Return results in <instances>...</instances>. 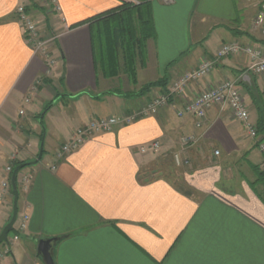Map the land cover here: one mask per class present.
Masks as SVG:
<instances>
[{
	"label": "crops",
	"instance_id": "1",
	"mask_svg": "<svg viewBox=\"0 0 264 264\" xmlns=\"http://www.w3.org/2000/svg\"><path fill=\"white\" fill-rule=\"evenodd\" d=\"M54 1L58 11L50 0H0V192L8 178L9 194L0 205V233L14 204L8 166L20 167L16 221L28 216L0 264H45L38 243L48 239H56L54 264H264V177L257 174L262 136L250 139L226 109L212 108L196 129L191 117L176 116V101L56 156L88 121L137 111L204 59L214 69L189 86V95L236 81L256 125L254 99L264 109V75L249 71L246 55L214 58L221 45L235 41L264 52V39L252 27L256 5ZM19 6L39 23L42 39H53L50 77L24 38ZM157 81L166 87L140 92ZM182 137L196 142L181 150ZM153 141L160 143L157 152H138ZM176 153L180 185L171 172L163 174L173 163L156 166Z\"/></svg>",
	"mask_w": 264,
	"mask_h": 264
},
{
	"label": "built area",
	"instance_id": "2",
	"mask_svg": "<svg viewBox=\"0 0 264 264\" xmlns=\"http://www.w3.org/2000/svg\"><path fill=\"white\" fill-rule=\"evenodd\" d=\"M165 4H171L172 0H161ZM256 5L257 10L253 20L252 27L258 30L261 37L264 39V0H248ZM50 5L56 7L55 1L50 0ZM17 21L20 24L24 38L34 55L41 57L47 65V74L50 75L51 69L55 64V59L50 53V43L53 39H42L39 31V23L28 12L26 6H19L15 10ZM246 55L249 57L251 64L249 71L255 76L264 75V52L261 49L249 45H241L239 42H231L223 44L214 54L215 60H221L229 57ZM214 69L213 61L204 59L199 65L179 76L173 81L164 93L152 97L149 101L143 104L137 111L131 114L121 116H110L88 121L84 126L75 130L72 137L64 143L56 155L61 158L66 154L78 150L88 139L95 135L111 132L116 126H127L136 121L146 119L156 115L159 109L167 106H174V102L178 101L180 106L176 108L175 113L178 118L189 116L194 120L195 128L201 129L206 122L207 113L214 107L226 109L230 114L239 121L247 132V136L252 140L258 139L257 127L252 122L250 114L245 104L242 90L238 83L233 80H223L215 86H211L201 91L197 95H189V86L199 82L209 76ZM41 82H37V85ZM36 86L31 90L30 94H34ZM27 102V100H26ZM193 137H182L180 139L181 150H186L195 143ZM257 148L263 155L260 167L264 169V140L257 141ZM160 149L159 141H153L147 145L139 147L140 154L149 152H157ZM178 154V155H177ZM175 155V160L178 162L179 153ZM218 155V152H215ZM15 160V157H12ZM5 177H9L12 173L10 166L4 169ZM8 178L4 179L1 184L0 201L8 194ZM29 178L25 177L22 182L28 184ZM28 216L23 215L14 224L17 232L22 234L26 230ZM3 256V255H2Z\"/></svg>",
	"mask_w": 264,
	"mask_h": 264
},
{
	"label": "rangeland",
	"instance_id": "3",
	"mask_svg": "<svg viewBox=\"0 0 264 264\" xmlns=\"http://www.w3.org/2000/svg\"><path fill=\"white\" fill-rule=\"evenodd\" d=\"M47 74V73H46ZM51 74V73H50ZM48 75V74H47ZM51 75H49L48 77H50ZM44 80V79H43ZM43 80H40L39 79V82H41L42 81V83H43ZM177 154V153H176ZM176 154H173L172 156H171V158H169V161L168 162H166L165 161V158H163V160H162V158H159V159H161L160 161H158L157 163H156V166H158V165H168V164H171V163H173V169H168V167L166 168L167 170H166V173L164 172L163 174H164V177L165 176H167L168 174L167 173H170L171 175H169V176H174L175 178H173L174 179V181L178 184V185H180L181 184V181H179L178 179H179V177H181L182 175L181 174H183V172H182V167H181V160H180V155H179V157H178V162H176V160H175V155ZM178 155V154H177ZM163 162V163H162ZM159 167V166H158ZM12 168V173L14 172L13 171V169L15 168H13V167H11ZM258 172L260 171H264V169H262L261 167H259V170H257ZM259 172V173H260ZM166 174V175H165ZM258 174V173H257ZM25 177H27L26 175H21L20 177H19V179L20 180H23ZM155 177V176H154ZM263 177H264V174H263ZM149 178H152V177H149ZM178 178V179H177ZM178 180V181H177ZM5 197V196H4ZM3 197V198H4ZM3 198H2V200H3ZM2 200L0 201V205L2 204ZM12 214H13V212H12ZM11 218H12V215H11V217H10V220H11ZM10 222V221H9ZM2 232V231H1ZM21 234L19 233V232H17L16 230H15V228H14V225H13V227H12V229H11V231L8 233V235H7V239H6V241L5 242H3V243H1L0 244V260L1 259H3V257L4 256H6V255H8L9 254V244H11V243H13V242H15L16 241V239H17V236H20ZM3 255V256H2Z\"/></svg>",
	"mask_w": 264,
	"mask_h": 264
},
{
	"label": "water",
	"instance_id": "4",
	"mask_svg": "<svg viewBox=\"0 0 264 264\" xmlns=\"http://www.w3.org/2000/svg\"><path fill=\"white\" fill-rule=\"evenodd\" d=\"M42 148H40L39 158L41 156ZM20 167L16 168L12 173L11 182L14 194V204H13V214L10 222L7 226L2 230L0 233V244L5 242L7 239L8 233L11 231L13 225L15 224L16 217H17V191L15 188V175ZM56 239H48V240H41L38 243V254L43 258L45 264H54L51 249L53 247L54 242Z\"/></svg>",
	"mask_w": 264,
	"mask_h": 264
},
{
	"label": "trees",
	"instance_id": "5",
	"mask_svg": "<svg viewBox=\"0 0 264 264\" xmlns=\"http://www.w3.org/2000/svg\"><path fill=\"white\" fill-rule=\"evenodd\" d=\"M105 16V15H104ZM102 18V17H101ZM105 18V17H104ZM103 18V19H104ZM146 38V37H143V39ZM139 41L140 39L138 38L137 41H136V47L138 48V44H139ZM116 43H117V40H116ZM133 79H134V73H131L130 75ZM163 87V89L166 87V84H163V81H157L155 83H151V84H148L146 86H144L142 89H141V93H145L149 90H151L152 88H155V87ZM254 104L255 106H257V110H258V113H259V117H258V120H257V123H256V127H257V134L262 136V139L264 140V109L262 108V106L260 105L259 103V100L257 99H254ZM18 166V165H17ZM16 166V167H17ZM15 167V168H16ZM14 168V169H15ZM260 172V171H259ZM258 172V175L259 176H262L264 174V171H261L260 173Z\"/></svg>",
	"mask_w": 264,
	"mask_h": 264
}]
</instances>
